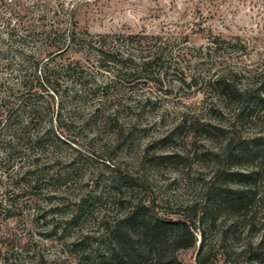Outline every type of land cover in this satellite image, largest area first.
<instances>
[{
    "label": "rangeland",
    "instance_id": "374dc122",
    "mask_svg": "<svg viewBox=\"0 0 264 264\" xmlns=\"http://www.w3.org/2000/svg\"><path fill=\"white\" fill-rule=\"evenodd\" d=\"M20 1L0 0V104L9 91L13 102L27 96L28 103L41 110L31 135L35 129H48L52 121L54 131L61 126L64 139L51 135L45 147L37 149L43 150L40 167L54 179L46 173L36 195L20 198L17 205L22 209L0 223L13 241L8 243L14 247L12 262L100 264L108 227L131 203L143 202L161 216L190 224L196 245L176 251L184 264H264L263 252L241 253L264 234V205L255 199L253 225L234 223L231 213L209 208L203 193L229 140L240 136L259 140L264 147V105L253 117L240 119L234 105L203 84L220 63L244 71L264 65V0H45L54 8L64 5L65 11L74 7L80 31L146 32L169 41L167 52L175 56L165 57L171 68L161 82L152 77L160 69H152L143 75L151 76L148 81L145 77L118 82L103 103L99 100L107 93L102 88L81 96L78 85L67 90L69 83L58 85L57 64L80 58L87 62L73 49L53 53L44 37H26L48 23L38 20L46 7L41 0ZM217 35L228 42L226 49L209 48ZM176 63L179 69L173 68ZM87 64L96 77L92 83L101 84L106 76ZM45 69L43 81L39 76ZM238 80L243 87V77ZM98 103L97 118L83 123ZM104 111L106 116L116 114V119L112 116L109 123ZM118 129L129 131V137L117 146ZM73 140L81 145L80 152ZM24 153L21 156L30 155L24 162L31 164L33 154ZM162 154L172 157L159 159ZM56 159L61 163L54 164ZM18 160L0 164V174L15 169ZM230 162L228 169L247 170L261 161L246 157L243 166ZM110 164L132 175L134 185L114 183Z\"/></svg>",
    "mask_w": 264,
    "mask_h": 264
},
{
    "label": "trees",
    "instance_id": "16d2710c",
    "mask_svg": "<svg viewBox=\"0 0 264 264\" xmlns=\"http://www.w3.org/2000/svg\"><path fill=\"white\" fill-rule=\"evenodd\" d=\"M43 2L45 0L39 3ZM45 7L38 20H46L48 23L42 24L33 32H27L26 37H44L54 47L52 52L55 54L62 55L73 49L81 53L86 62L91 63L90 66L97 70V73L106 76L101 84L97 82L93 84L96 77L88 72V64L83 63V58L61 62L54 69L60 79H58L59 86L64 85L62 83H69L65 85L66 90L71 84L75 87L78 85L76 93H81L82 96L90 94L91 90L95 92L96 88H102L107 93L106 99L99 100L103 103L111 98L110 91L117 89L118 82L145 78L146 76L143 75L152 73V69L155 68L160 70L152 77H156L155 81L161 82L163 73L165 74L168 68H171L165 65V57L171 58L175 55L171 51L167 52L169 41L159 34L146 32L94 34L89 30L80 31L75 19L74 7L65 11L64 5L60 4L54 8L50 2H45ZM210 41L211 49L227 48L228 42L221 35L215 36ZM178 64L173 65V68L179 69ZM215 67L212 76L204 80L203 84L210 91H214L215 97L234 105L236 117L240 119L253 117L264 105V65L256 70L248 71L240 70L239 67L233 68L227 64L222 65V63ZM47 71L48 69H45L44 74L39 76L43 81L47 77ZM147 77L146 81L151 79ZM242 77L245 83L243 87L239 86L238 80ZM193 79L192 77L191 80ZM51 90L58 92V89L54 87ZM8 93L1 96L0 104V164L8 165L18 159L19 164L13 170H2L0 174V223L4 219L14 217L16 209H22L17 205L20 198L36 195L35 190L44 181L46 173L49 174L48 179H54L50 171L45 172L46 168L40 167L39 160L43 156V150L39 152L37 149L45 147L46 139L51 135L61 141L64 139L61 130H58L61 126L58 125L57 131H54L52 121L48 129H35L36 133L31 135L30 129L40 120L39 106L29 104L27 96L17 98L19 102L16 99L13 102L12 93L10 91ZM100 111L101 106L98 103L93 113L89 118L84 119L83 123L93 120V117L97 118V113L99 114ZM102 113L109 118L107 119L109 123L112 119H116L114 113L108 116L106 111ZM23 115L27 118L24 119ZM128 133L127 130L118 129L117 146L127 142ZM73 141L76 144L75 150L80 152L81 145H77L76 140ZM24 144L27 145L26 148ZM224 151L223 160H219L217 168L204 186L205 202L213 211L231 213L235 218L234 223L245 221L253 225L256 214L252 211V206L255 199L264 205V147L259 140L247 141L237 136L226 143ZM27 152L33 154L31 164L25 163L23 160L25 156H21L23 153L27 155ZM170 157L172 156L168 154L158 156L159 159ZM246 157L252 160L259 159L260 165L252 166L254 168L247 170H232L228 169V165L226 166L229 161L233 163L232 166L234 164L243 166V159ZM53 163L61 162L56 159ZM110 165L114 183L125 186L134 185L132 175L115 165ZM119 200L124 202L122 198ZM191 229L190 224L184 220L166 218L154 212L151 205L133 202L108 227L107 246L103 257L100 258V264H103L106 259L109 263L115 264H184L177 259L176 251L196 245L197 237ZM6 233L7 231L0 227V259L4 264H14L12 262L14 247H9L8 244L13 241L5 236ZM250 251L253 255L259 252L264 253V234L256 242H248L241 253ZM198 263L205 264L201 261Z\"/></svg>",
    "mask_w": 264,
    "mask_h": 264
}]
</instances>
